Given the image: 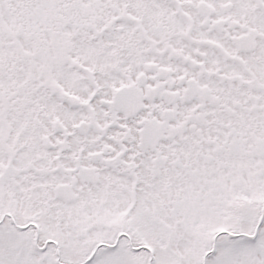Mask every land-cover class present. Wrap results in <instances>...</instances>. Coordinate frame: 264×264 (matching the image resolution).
Listing matches in <instances>:
<instances>
[{"label":"snow or ice","instance_id":"1","mask_svg":"<svg viewBox=\"0 0 264 264\" xmlns=\"http://www.w3.org/2000/svg\"><path fill=\"white\" fill-rule=\"evenodd\" d=\"M0 264H264V0H0Z\"/></svg>","mask_w":264,"mask_h":264}]
</instances>
